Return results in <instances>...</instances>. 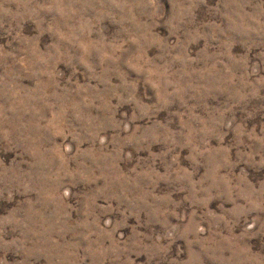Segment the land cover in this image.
<instances>
[{"label":"rangeland","instance_id":"374dc122","mask_svg":"<svg viewBox=\"0 0 264 264\" xmlns=\"http://www.w3.org/2000/svg\"><path fill=\"white\" fill-rule=\"evenodd\" d=\"M0 264H264V0H0Z\"/></svg>","mask_w":264,"mask_h":264}]
</instances>
